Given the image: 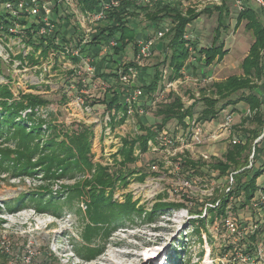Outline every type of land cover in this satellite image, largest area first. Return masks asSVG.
I'll return each instance as SVG.
<instances>
[{"label":"rangeland","instance_id":"rangeland-1","mask_svg":"<svg viewBox=\"0 0 264 264\" xmlns=\"http://www.w3.org/2000/svg\"><path fill=\"white\" fill-rule=\"evenodd\" d=\"M74 2L76 4V0ZM179 2L183 8L198 6L200 12L205 8L213 9L223 5V0H179ZM225 4L229 10V17H224L228 29L223 31L221 40L228 54L223 61L204 71L210 79L205 78L199 82L197 78H193V81L190 79L178 81L174 89L183 96L185 91L191 89L195 92V97H200V89L206 88L207 85L242 74L241 64L248 55L254 37L246 29L245 22L237 25V16L243 11V4H250L257 11L260 10V6L254 0H227ZM2 11L5 13L6 9L2 8ZM80 12L83 13L81 9ZM212 13V17L204 15L196 21V27L188 28V36L193 40H199L203 47H209L215 36L218 14L215 11ZM138 22L140 18H136L133 24ZM143 22L144 18L141 23ZM139 28L142 32V26ZM149 30L144 28V32L152 36L154 31L149 32ZM161 43L163 40L156 43L153 54L147 62L148 67L145 70L148 69L149 72L146 73L148 76L153 74V66L158 63V58L163 60L158 50ZM95 53L91 48L83 54L94 56ZM9 54L14 56L13 58L22 54L27 58V63L21 66L20 60L15 59L12 65ZM31 55H34L35 59L40 58V52L34 53L31 46H26L22 35L0 37V57L12 65L11 71L4 69L5 75H11V82L1 77L0 84H9L16 98H19L21 93H25L39 95L49 100L48 106L35 109L38 117L48 121L54 116L53 121L58 125L81 122L92 126L94 163L112 167L116 171L120 169L129 171L127 185L118 184L115 188H105L106 195H112V203L118 204H124L131 196L132 203H136L137 208H144L145 212L141 217L133 215L132 220L123 217L122 221L115 223L118 227L106 238L103 233L95 234L91 237L92 241L87 242L83 237L84 233L94 225L89 214L91 198L88 193L91 188H80L83 193L71 199L70 190L75 188L69 187L91 179L95 169L78 173L73 178L52 180H44L42 171H37L34 175L22 176H12L11 172L2 171L0 172V264H41L44 253L50 260L48 264H264V261L258 259L254 263H245L237 258L240 238L245 236L235 237L230 234L225 222L223 224L224 219L217 215V211H212L217 208L221 198L229 192L234 182V173L223 177L219 176L220 173L217 171H209L207 176L186 179V175L180 173V166L174 161L181 155L189 156L194 160L201 159L207 164H211L214 158H222L228 146L237 139L234 138L236 136L234 126L240 123L241 114L231 113L230 109L225 110L218 123H223L229 114L233 115L230 130L221 134L216 125L211 132L218 136L214 137L215 134L210 137L212 135L210 132V136L205 137L200 144L183 139L187 130L172 122L169 124V133L176 140L175 145L165 148L148 147V153L141 157L137 144L134 155L139 156L138 161L121 168L115 163V156L123 148L124 139L135 138L140 134L139 121L147 126L159 122L154 112L150 110L144 113L136 112L126 122H120L116 127L112 126L111 132H104L105 128L100 124L101 122H97L103 120L105 106L102 100L109 94L108 90H104L101 86L94 88L88 83L87 90L83 89L85 93H81L84 97L81 98L85 100V106L91 108L95 106L94 111L93 113L87 110L79 111L73 105V101L76 97H80L77 94L80 88H71L72 78H69L71 76L69 71L59 63L54 64L55 58H52L49 65L51 69L45 72L29 62L28 57ZM134 55V47L131 44L124 52L126 58L123 62L133 61ZM99 58L100 55L97 59ZM199 64V60H196L193 66ZM143 79V82L139 80V85L146 82L145 77ZM260 90L264 99V85ZM62 97L68 99L63 105L59 103ZM86 98L89 100L88 103ZM92 103L95 105L91 106ZM242 110L245 113V109ZM28 112L31 111H26L24 115ZM218 138L219 141L216 140ZM262 138L263 135L255 143ZM209 140L212 143L208 142ZM259 146L264 150V141ZM1 148L12 150L14 144L5 143L0 145ZM204 155L207 159L203 157ZM260 156L264 159V151ZM253 158L252 146L250 165L253 163ZM117 159L120 160V156H117ZM154 165H156L155 170L152 168ZM205 170L208 171V168L206 167ZM142 173H148L143 181L138 179ZM258 185L264 186V174L258 179ZM43 187L49 188L54 200L60 202H58L60 207L57 209L61 213L60 216H55L51 212H39L29 200L27 207L19 211H8V205L18 204L21 198H26ZM257 195L258 192L246 209L241 208V202L244 201L243 194L236 195L235 199L233 196L226 209V219H232L241 233L246 232L247 236L256 232L262 234L263 218L255 207ZM163 203L181 206L164 208L156 214L154 221H150L146 212L151 213L156 204ZM85 246L97 247L101 250L100 255L91 261L83 259L79 253L82 254ZM175 260L179 261L175 262Z\"/></svg>","mask_w":264,"mask_h":264},{"label":"trees","instance_id":"trees-1","mask_svg":"<svg viewBox=\"0 0 264 264\" xmlns=\"http://www.w3.org/2000/svg\"><path fill=\"white\" fill-rule=\"evenodd\" d=\"M20 1L22 0H0V37L22 35L26 46H31L34 53L40 52L38 59H35L34 55L28 57L31 64L41 69L43 61L47 60L51 53L61 52L64 46L73 49L81 45L85 35L84 30L78 22L77 15L65 0H39L41 4L47 2L52 9L50 19L56 26V30L51 36L38 35V29L41 26L40 17L27 12L14 14L6 8L7 4L15 5ZM226 1L223 0L221 7L206 8L202 12H196L193 8L184 12L179 5L170 2L158 3L153 8H149L141 5L139 0H76L84 15L94 13L97 6L101 9L103 2L110 5L112 2L118 3L117 6L112 5L106 11V18L103 21L95 23L91 43L83 47L82 50L87 52L93 48L100 52L101 46L108 38L116 37L118 45L113 49L112 54L106 55L104 63H95L97 79L106 77L116 80L121 68H115L114 64L112 65L115 61L113 59L124 55L126 48L131 44L134 47V57L138 52V29L137 26H132L133 21L143 14L146 22L154 25L144 27L150 29L149 32L159 29L162 27L160 26L162 23L169 21L172 26L163 37V43L159 47L163 60L158 58V63L153 66L151 80L147 84L139 86L149 94L152 100L157 91H164L168 82H173L181 77L182 71L191 57L199 60L200 65L205 67H211L224 60L228 54L225 44L221 40L223 31L228 29L224 20L225 16L229 17ZM259 6L260 10L257 11L250 4H243V11H240L237 16V25L245 22L246 29L254 37L248 55L241 64L242 74L233 75L223 81L207 85L206 88L200 89V97H195V92L188 89L184 92V96L190 101L188 104L183 101V95L181 96L178 92L172 90L166 93L165 100L159 101L155 107L150 108L159 122L147 126L144 122L139 121L140 134H137L135 138L124 139L123 148L117 152L120 160L115 156V163L119 164L121 168L136 163L139 157L134 155L137 144H139L137 148L140 150L141 157L145 156L149 151L148 143L152 141L157 144L159 133L162 131L169 133V124L172 122L188 130L190 127L187 124L188 119L196 121L198 124H204L218 122L224 111L228 109L231 113L241 114L240 123L234 126L236 135L234 138L237 139H234L228 146L222 158H214L211 164L183 155L174 159L180 166V173L186 175V179L207 176L209 171H217L220 173L219 176L223 177L234 173V182L229 192L221 198L217 208L212 209L224 219L223 224L227 217L226 209L231 197L234 196L235 199L236 195L242 193L244 201L241 202V208L246 209L254 200L259 189L264 187L258 185V179L264 174V159L260 156L264 150L259 146L264 141V136L258 143H255L264 133V99L260 90L264 85V8L260 4ZM2 8L6 9L5 13ZM212 11L218 14V25L212 44L209 47H203L200 41L191 39L187 31L189 25L201 15L212 16ZM16 25L19 26L15 32L17 34L12 31ZM147 36L148 34L145 33L142 38ZM13 57L9 54L12 65L15 59L20 60L21 66L27 63V58L22 54ZM10 62H6L0 57V78L3 77L9 82H11V75H5L4 69L11 71ZM134 65L133 61L125 62L122 68L127 69ZM164 71L167 72L166 79H164ZM72 73V71L69 72L71 74L69 78L72 77ZM8 85L0 84V142L3 145L12 143L14 149H0V172L9 171L12 176H22L34 175L37 171H42L44 180H52L64 177L73 178L78 173L95 169L91 179L69 187L75 188L70 190L71 199L83 193L80 188H91L88 193L91 198L89 214L94 225L84 233L83 237L87 242H91V237L95 234L103 233L106 238L118 227L115 223L122 221L123 217L130 220L133 215L141 217L145 210L137 208L136 203H132L131 196L124 204H118L112 203V195H106L105 188H115L118 184L127 185L129 171L123 169L116 171L112 167L108 168L94 163L92 126L81 122L58 125L53 121L55 120L54 116H52V120L48 121L38 117L35 109L48 106L50 101L39 95L25 93H21L20 97L16 98ZM78 86L81 88V83ZM121 89L122 87L119 85L108 89L109 94L107 95L110 98L106 95L102 100L105 111L114 108L122 109L121 95L126 90ZM67 101V98L62 97L59 103L63 105ZM86 101L88 103V98ZM93 105L95 103L91 104V106ZM242 108L245 109V113ZM29 110L31 112L24 115ZM114 125L116 126L117 123ZM252 146L253 164L251 168H248ZM206 167L208 171L205 170ZM147 175L148 173H142L138 179L143 181ZM47 196L48 198H46ZM28 200L39 212H51L55 216L61 215L57 211L60 202L54 200L47 187L40 188L36 193L28 195L26 198H21L18 204L11 203L8 205V211H19L27 207ZM180 206L165 203L156 204L151 213L146 212L147 218L154 221L156 214L164 208H179ZM261 238L260 232L240 238L237 253L255 256L262 241ZM100 253L101 250L97 247L85 246L82 254L79 253V255L83 259L91 261L96 259ZM49 261L44 253L41 264H48Z\"/></svg>","mask_w":264,"mask_h":264},{"label":"built area","instance_id":"built-area-1","mask_svg":"<svg viewBox=\"0 0 264 264\" xmlns=\"http://www.w3.org/2000/svg\"><path fill=\"white\" fill-rule=\"evenodd\" d=\"M140 2H143L145 4L151 3L153 0H139ZM164 1H176V0H164ZM66 2L71 6L72 1L66 0ZM112 5L117 6V2H112L110 5L107 2H103L101 5L100 11L97 13H88L83 18H81L82 22L89 21V23H96L99 21H103L106 18V11L110 9ZM6 8L13 12L14 14L20 13V12H27L30 15L38 16L41 20V26L38 29V35L40 36H51L54 34L56 30V26L52 23L50 17L52 14V9L50 5L45 3H40L39 0H22L18 2L15 5L7 4ZM18 25L15 26V28L12 29L13 32H17ZM84 30V38L81 42V45L77 48H70L68 46H64L62 51L59 53H51L47 60H45V63L43 64V71L49 72L50 71V62L52 58L54 59V64H61L62 67L65 70H68L69 72L72 71V89L80 88L78 86L79 83H81V88L78 91V95L80 97H76V99L73 101V105L77 108L79 111L87 110L90 113H93L94 109L91 107L85 106V100H83L81 97L85 93V90L88 87V83L92 84V87H100L104 90H108L111 87H116V85H119L122 87V89H125L126 91H123L121 95V101L120 103L123 105L122 109H112L110 111H105L103 113V120L98 121L97 123H100L103 125L104 132L109 131L111 132L112 126L116 127L115 123L120 122H126L129 117L133 116L134 113H144L151 107H155V105L163 99L164 93L169 89H174V85L178 84V81L168 82L166 84V87L164 91H159L153 99L151 100L149 97V94L145 92V90L141 87H139V80L141 78L142 70L147 66V62L151 58L153 54V49L156 45V43L163 39V37L166 35V33L169 31L170 26H162L159 29L155 30L151 35H148L146 38H141L138 40V52L135 56V59L133 60L134 66H130L127 69L122 68L125 65V62L121 61L116 63L115 68L119 67L121 68L118 71V78L116 80L114 79H106L101 78L97 79V67L95 65L97 56L100 54L101 56H106L107 54L111 53L114 48L118 45V39L116 37L108 38L107 41L104 42V44L101 46V51L95 53L94 56L91 54L84 55L83 53V47L88 46L91 43L92 40V34H93V28L89 26H82ZM167 77V72L164 71V79ZM74 78L76 81H74ZM100 81V82H99ZM121 89V90H122ZM87 90V89H86ZM88 92V91H87ZM149 106V107H147ZM148 108V109H147ZM30 111V110H29ZM97 117V116H96ZM233 115L229 114L223 123H220L218 126L219 132L221 134H224L225 132L229 131L233 122ZM187 124L190 125L187 132L184 133L186 141L195 142L196 144L202 143L203 139L208 136L206 133V128L204 124H198L196 121H190L187 120ZM216 134V133H215ZM212 134L210 137H213ZM218 135L216 134L217 137ZM264 136V133H263ZM158 143H153L150 141L149 147H171L176 144V140L171 136L170 133L167 131H162L159 133L157 137ZM183 141V140H182ZM188 143V142H186ZM153 145V146H151ZM155 145V146H154ZM158 148V149H159ZM207 159V156L204 155ZM252 164L249 166V168L252 167ZM152 168L155 170L156 165L152 166ZM255 207L256 209L261 213L263 218V228H262V241L258 246L257 253L255 256H246L244 254L237 253L236 256L239 260L244 261L245 263L249 262H256V259L260 261H264V187L260 188L258 191L257 199L255 200ZM226 228L229 231L230 234L234 235L235 237L239 236H246V232L243 234L241 233V230L237 228L236 223L232 219H226L225 220ZM258 227V226H257Z\"/></svg>","mask_w":264,"mask_h":264},{"label":"crops","instance_id":"crops-1","mask_svg":"<svg viewBox=\"0 0 264 264\" xmlns=\"http://www.w3.org/2000/svg\"><path fill=\"white\" fill-rule=\"evenodd\" d=\"M140 2V1H139ZM167 3V2H170V3H174L175 5L177 4V5H179L180 6V8H181V10H183L184 12H186L187 11V9H189V8H183L182 7V4H181V2H179V0H176V1H164V0H153L151 3H149V4H145V3H143V2H140V4L141 5H143V6H148L149 8H153L156 4H158V3ZM70 6V5H69ZM73 7H75V9L73 8ZM198 7V6H197ZM197 7L196 6H194V7H190V8H193V9H195L196 10V12H200L199 11V9H197ZM210 7V6H209ZM70 8H72V10H73V12L77 15V18H78V22L82 25V26H94L95 25V23H89V21H86V22H82V20H81V18H83L85 15L83 14V13H81L80 12V8H79V6H78V4L76 3L75 4V2L73 1L72 2V5L70 6ZM206 9V8H205ZM100 11V8H99V6H97L96 7V10L94 11V13H98ZM204 11V10H203ZM202 12V11H201ZM204 15H207V14H203V15H201L197 20H199V19H201L202 18V16H204ZM213 16V15H212ZM212 16H209L208 15V17H212ZM140 22H138V24H133L132 23V26H139V27H141L142 26V28H143V31L141 32L140 31V28L139 27H137V29H138V40L139 39H141L143 36H144V34H145V32H144V27L145 26H154V25H152V24H150V23H148V22H146V20H145V17L143 16V14H141L140 15ZM142 18H144V22L143 23H141L142 22ZM197 20H195L192 24H190L189 25V27L190 28H194V27H196L195 26V24H196V21ZM217 22H218V18H217ZM218 25V24H217ZM68 26H70V25H68ZM160 26H172V24L168 21L167 23L166 22H164V23H162ZM188 27V28H189ZM141 28V29H142ZM188 32V31H187ZM199 41V40H198ZM162 44V43H161ZM161 44L158 46V50H159V47H161ZM95 52L97 53V52H99L97 49H95ZM100 55V54H99ZM99 55L97 56V57H99ZM104 58H105V56H101L100 55V58L99 59H97L96 60V63L98 62V64L100 63V64H102V63H104ZM126 58V56H124V55H122V56H118V57H116V58H114L113 60H115L113 63H112V65L115 67V64L116 63H118V62H121V61H123L124 59ZM135 58V57H134ZM195 61H196V58H194V57H191L189 60H188V62H187V64H186V66L184 67V69H183V71H182V75H181V77H179V78H177L176 80H174V81H180V82H182L183 80L184 81H186L187 79H190V80H192L193 78H197V80H198V82L199 81H203L205 78H206V80H208V79H210V77L208 76V75H206V72H204L205 70H208V68H210V67H205L204 65H197V67L196 68H194V66H193V64L195 63ZM202 63H203V60H202ZM148 66H146L145 68H147ZM145 68L143 69V70H145ZM148 69L147 70H145V72H142V74H141V80H142V82L144 81V77H145V81H147V82H144L143 84H147L150 80H151V75L150 76H148L147 74H148ZM147 73V74H146ZM200 74H202V76H199ZM199 76V77H198ZM147 77V78H146ZM191 77V78H190ZM72 78V77H71ZM103 78H106V77H103ZM106 79H108V78H106ZM193 81V80H192ZM142 84V85H143ZM142 85H139V86H142ZM173 89H169V90H167L165 93H164V95H163V99L161 100V101H163V100H165V96H166V93H168V92H170V91H172ZM173 91H175V92H178L177 90H173ZM159 91H157L155 94H157ZM179 94H180V92H178ZM155 94H154V96H155ZM153 96V97H154ZM181 96H182V94H181ZM107 97L108 98H110V96L109 95H107ZM186 96H182V99H183V101L186 103V104H188L190 101H189V99L187 98ZM160 101V102H161ZM150 110V109H149ZM204 125H205V128H206V133L208 134V136H210V132L211 131H213V128L216 126V125H220L218 122H216V121H213V122H207V123H204ZM215 131V130H214ZM212 134H213V132H211ZM208 136H206V137H208ZM221 139H222V137H221ZM217 141H219V138L218 139H216ZM234 141V140H233ZM232 141V142H233ZM208 142H210V143H212L210 140L208 141Z\"/></svg>","mask_w":264,"mask_h":264},{"label":"water","instance_id":"water-1","mask_svg":"<svg viewBox=\"0 0 264 264\" xmlns=\"http://www.w3.org/2000/svg\"><path fill=\"white\" fill-rule=\"evenodd\" d=\"M264 8V0H256Z\"/></svg>","mask_w":264,"mask_h":264}]
</instances>
